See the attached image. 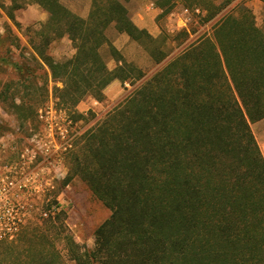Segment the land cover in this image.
Here are the masks:
<instances>
[{"label":"trees","instance_id":"obj_1","mask_svg":"<svg viewBox=\"0 0 264 264\" xmlns=\"http://www.w3.org/2000/svg\"><path fill=\"white\" fill-rule=\"evenodd\" d=\"M10 1L12 20L29 4L48 13L33 48L62 83L54 95L64 107L88 96L102 101L113 81L132 77L133 67L106 35L110 25L132 40L157 42L121 0H91L87 18L61 0ZM178 1L208 12V19L223 7L215 0H157V6L167 14ZM65 34L75 54L58 62L47 48ZM104 45L121 63L113 70L101 54ZM151 54L157 64L168 55ZM22 71L35 74L27 65ZM262 119L264 32L243 9L134 89L71 154L67 182L80 177L111 211L95 231L94 247L84 249L67 235L66 255L57 247L55 200L40 208L30 229L0 239V264H70L68 258L74 264H264V154L252 130ZM8 130L0 125V137Z\"/></svg>","mask_w":264,"mask_h":264},{"label":"rangeland","instance_id":"obj_2","mask_svg":"<svg viewBox=\"0 0 264 264\" xmlns=\"http://www.w3.org/2000/svg\"><path fill=\"white\" fill-rule=\"evenodd\" d=\"M121 1L130 17L140 14L144 18L148 24L146 30L157 42L132 40L110 25L106 30L110 43L116 49L115 44L123 45L121 51L117 50L134 69L132 77L126 80L128 85L112 82L105 90L104 100L88 96L76 107H64L54 95V87L62 88V83L53 80L49 68L33 48L39 41L37 31L47 22L48 13L37 4H29L15 11L12 20L8 16L11 1L0 0V91H4V96L0 95V125L9 129L0 137V236L30 229L40 208L56 200L60 212L56 223L60 230L57 247L66 255L63 237L67 235L82 248L92 249L95 231L111 211L80 177L73 176L67 182L73 164L71 154L80 150L84 134L192 42L202 36H212L214 27L225 16L237 17L243 9H248L264 32V0H215L223 7L211 19L208 12L197 14L183 1H178L167 14L157 6V0ZM61 2L76 15L88 17L91 0ZM150 3L156 9L150 8ZM186 8L188 13L184 11ZM151 49L168 55L157 64ZM47 53L56 61L64 62L74 56L75 49L65 34L51 42ZM101 54L109 69L121 64L109 45L101 48ZM22 65L34 69L35 74L21 72ZM29 77H32L31 85ZM21 104L25 107H15ZM27 114L28 120H21ZM252 130L264 154V119L253 123Z\"/></svg>","mask_w":264,"mask_h":264},{"label":"crops","instance_id":"obj_3","mask_svg":"<svg viewBox=\"0 0 264 264\" xmlns=\"http://www.w3.org/2000/svg\"><path fill=\"white\" fill-rule=\"evenodd\" d=\"M131 19L134 21V23L138 27L144 28V29H147L148 28V24L146 23V21H144V18L140 14H135V15L133 14L132 17H131ZM115 45H116V47H117L118 50H120V51L122 50L123 45H121V46L118 45V44H115ZM113 82H114V84H117V82H119V80H115Z\"/></svg>","mask_w":264,"mask_h":264},{"label":"built area","instance_id":"obj_4","mask_svg":"<svg viewBox=\"0 0 264 264\" xmlns=\"http://www.w3.org/2000/svg\"><path fill=\"white\" fill-rule=\"evenodd\" d=\"M150 8H152V9H156L155 4H154V3H150ZM184 11H185L186 13H188V12H189V9L186 8ZM193 11H194L195 13H197V14H199V13H203V12H204V10L201 9V8H199V7L194 8ZM125 85H128V84L126 83ZM96 103H98V102H96ZM6 235L13 236L14 234H13V233H10V232H6V233H4L3 235L0 236V239H1L2 237L6 236Z\"/></svg>","mask_w":264,"mask_h":264}]
</instances>
